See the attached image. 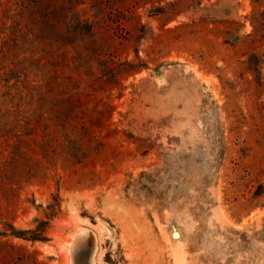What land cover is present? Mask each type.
<instances>
[{
    "label": "rangeland",
    "instance_id": "1",
    "mask_svg": "<svg viewBox=\"0 0 264 264\" xmlns=\"http://www.w3.org/2000/svg\"><path fill=\"white\" fill-rule=\"evenodd\" d=\"M22 2L0 0V264H264L251 0H52L37 39Z\"/></svg>",
    "mask_w": 264,
    "mask_h": 264
},
{
    "label": "trees",
    "instance_id": "2",
    "mask_svg": "<svg viewBox=\"0 0 264 264\" xmlns=\"http://www.w3.org/2000/svg\"><path fill=\"white\" fill-rule=\"evenodd\" d=\"M251 4L253 11L251 23L254 35L257 41L264 44V0H251ZM21 6L22 10H30V23L34 26V29L30 30V35L35 39L44 36L50 30L52 24H56L58 12L56 6H53L52 0H29V4L22 2ZM30 231L32 235L29 236V239L46 240L47 222L43 221L37 229ZM17 233L22 235L21 232L17 231ZM14 234L16 233L14 232Z\"/></svg>",
    "mask_w": 264,
    "mask_h": 264
},
{
    "label": "bare ground",
    "instance_id": "3",
    "mask_svg": "<svg viewBox=\"0 0 264 264\" xmlns=\"http://www.w3.org/2000/svg\"><path fill=\"white\" fill-rule=\"evenodd\" d=\"M81 251V250H80ZM94 246L89 250L88 254L83 257L81 261H78V264H90L91 260H93Z\"/></svg>",
    "mask_w": 264,
    "mask_h": 264
}]
</instances>
